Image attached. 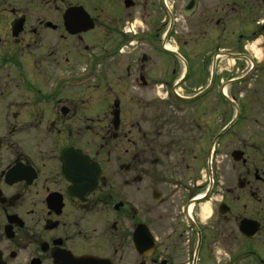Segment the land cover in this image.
Segmentation results:
<instances>
[{
	"label": "flooded vegetation",
	"instance_id": "obj_1",
	"mask_svg": "<svg viewBox=\"0 0 264 264\" xmlns=\"http://www.w3.org/2000/svg\"><path fill=\"white\" fill-rule=\"evenodd\" d=\"M0 264H264V0H0Z\"/></svg>",
	"mask_w": 264,
	"mask_h": 264
},
{
	"label": "rangeland",
	"instance_id": "obj_2",
	"mask_svg": "<svg viewBox=\"0 0 264 264\" xmlns=\"http://www.w3.org/2000/svg\"><path fill=\"white\" fill-rule=\"evenodd\" d=\"M231 65L233 64V61L231 60L230 61ZM163 110L165 111H170L171 110V106L170 104H163ZM135 112L137 113L138 112V109H137V106L135 108ZM139 120L135 119V120H130L129 122H127L128 124L131 125V127L133 128H138L137 124H138ZM133 124V126H132Z\"/></svg>",
	"mask_w": 264,
	"mask_h": 264
},
{
	"label": "water",
	"instance_id": "obj_3",
	"mask_svg": "<svg viewBox=\"0 0 264 264\" xmlns=\"http://www.w3.org/2000/svg\"><path fill=\"white\" fill-rule=\"evenodd\" d=\"M115 129L117 130L118 129V127H119V121L117 120V121H115ZM135 240L137 241V236H135Z\"/></svg>",
	"mask_w": 264,
	"mask_h": 264
}]
</instances>
